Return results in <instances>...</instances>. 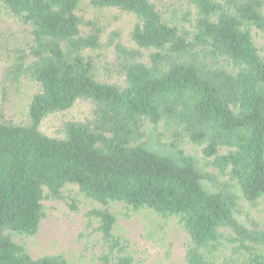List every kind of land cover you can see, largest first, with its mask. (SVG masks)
<instances>
[{
    "label": "trees",
    "instance_id": "16d2710c",
    "mask_svg": "<svg viewBox=\"0 0 264 264\" xmlns=\"http://www.w3.org/2000/svg\"><path fill=\"white\" fill-rule=\"evenodd\" d=\"M187 2L193 8L178 17L156 0H89L137 17L124 42L80 16L81 0H0L30 35L0 43V264H133L116 232L119 218L133 216L166 259L174 224L188 235L187 264H264V223L237 218L240 200L257 209L264 199V59L255 44L264 0ZM23 88L17 122L6 106ZM77 101L90 119L64 121L62 136L41 131ZM186 145L200 148L202 162ZM43 199L75 212L89 203L82 254L33 258L15 240L37 234ZM98 243L102 252L87 256Z\"/></svg>",
    "mask_w": 264,
    "mask_h": 264
},
{
    "label": "rangeland",
    "instance_id": "374dc122",
    "mask_svg": "<svg viewBox=\"0 0 264 264\" xmlns=\"http://www.w3.org/2000/svg\"><path fill=\"white\" fill-rule=\"evenodd\" d=\"M156 3L159 8L166 10L169 15L174 14L178 17L188 7L190 9L193 8L187 0H156ZM78 13L84 18L94 21L105 35H108L110 31L119 32L124 42H128L129 33L135 23L138 22L134 14L124 13L114 8H94L90 5L89 0H81ZM29 38L28 25H22L7 13L0 12V43L6 45L8 42L13 43L15 41L24 43ZM255 44L264 59V38L255 36ZM145 61L147 62L148 60ZM2 78L3 69L0 63V82ZM113 81H117V79L114 77ZM24 91H26V88H23V91L16 97H12L11 104L6 106L7 114L17 122H23L26 117V98ZM90 115L89 104L84 101H77L66 115H50L46 117L42 121L40 129L42 132L52 136H62L61 128L64 121L88 120L90 119ZM145 130L146 134L141 142L149 143L153 135L152 125L146 123ZM184 149L188 154L193 155L202 162L199 147L186 145ZM223 151L226 152L227 149L223 148ZM207 170L216 172L211 167L207 168ZM203 183L208 190H214L207 182ZM44 193H46V189H44ZM239 202L246 208L245 213L237 215L239 221L247 227H252V221L259 222L260 224L264 223V199H262V204L257 209L249 208L243 200ZM42 204L45 206L47 214L40 222L37 234L32 238L21 239L16 237L15 240L23 244L33 258L51 254H82L84 240H79V232L84 213L90 207L89 203L82 205L77 212L70 210L66 202L61 200L43 199ZM118 208L122 209V205H118ZM116 232L125 234L128 240L127 251L133 256V264H187L185 254L188 235L184 230L178 228L177 225L172 224L171 226L169 238L172 242V250L168 259L165 258L164 249L161 246L144 237V230L138 216H133L130 219L119 218ZM93 247V249L87 250V256L92 253L100 254L102 252L100 243L96 246L93 245ZM230 256V247L222 248L217 253V261L221 262L225 258L229 259ZM86 263L89 264L87 261Z\"/></svg>",
    "mask_w": 264,
    "mask_h": 264
}]
</instances>
